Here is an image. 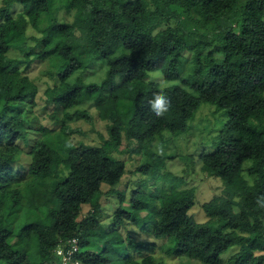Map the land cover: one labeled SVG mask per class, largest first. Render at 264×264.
<instances>
[{"label": "trees", "instance_id": "obj_1", "mask_svg": "<svg viewBox=\"0 0 264 264\" xmlns=\"http://www.w3.org/2000/svg\"><path fill=\"white\" fill-rule=\"evenodd\" d=\"M15 2L23 11L14 13ZM53 3L5 0L0 6L1 264H48L57 245L73 237L79 239L83 264H166L155 256V241L103 228L102 205L95 200L104 183L118 197L115 226L131 222L165 239L159 248L169 256L202 264H264V208L256 205L264 196V0H69L66 11L75 12L73 20L54 19L34 45L27 44L28 28L40 30ZM13 48L24 57L8 56ZM187 51L194 53L196 68L185 78L181 66ZM86 55L108 63L107 77L101 83L81 78L70 83L85 67ZM35 60L60 67L46 95L64 115L58 119L60 132L42 126L45 136L31 139L26 105L36 104L40 88L23 68ZM152 70L181 79L191 90L145 81ZM161 89L171 107L157 117L148 102ZM87 102L108 123L109 136L100 145L69 138L66 122L91 118L85 109L72 111ZM203 102L225 109L228 118L215 149L200 154L202 170L222 178L224 188L203 203L208 220L198 222L190 213L195 188L166 169L175 156L155 145L164 143L165 131L189 130ZM124 139L135 144L130 152L144 158L135 172L155 183L165 180L166 187L149 189L142 179L129 200L117 189L126 162L111 153L121 151ZM86 204L93 208L83 215ZM235 246L224 261L222 255ZM132 250L150 253L141 259Z\"/></svg>", "mask_w": 264, "mask_h": 264}, {"label": "rangeland", "instance_id": "obj_2", "mask_svg": "<svg viewBox=\"0 0 264 264\" xmlns=\"http://www.w3.org/2000/svg\"><path fill=\"white\" fill-rule=\"evenodd\" d=\"M53 8L50 12H46L42 15L40 22V30H36L33 27H29L27 30V44L34 45L36 43L35 38L43 34L44 30L49 26L54 19L58 21H72L75 12L67 13L66 5L69 0H53ZM5 4V0H0V6ZM23 4L21 2L13 3L12 9L14 13L23 11ZM193 54L191 52H185L183 65L181 66V73L183 77L187 78L195 70L196 63L193 61ZM12 58H23L24 53L18 48L10 50L9 55ZM217 57H223L222 53H217ZM60 67L55 68L53 62L50 60L40 61L35 60L29 69H24L38 85L40 92L36 98V104H27L26 111L30 120V127L32 128L31 139L43 138L45 133L39 130L40 127H46L53 130V134L61 131V119L64 112L58 114L55 111V106L52 103L47 102L46 90L52 87L56 83V73H58ZM109 65L100 56L86 55L85 67L79 69L69 79L70 83H75L78 78H81L85 83H101L108 74ZM145 81H152L158 83L162 88L173 87L176 85H185L181 79H167L162 70L149 71L144 79ZM191 90L190 86H186ZM78 109H85L89 112L91 118H81L74 121L66 122L69 138L78 143L83 141L88 144L100 145L108 138V123L102 120L97 113V110L93 102H87L82 106L73 108L72 111ZM55 114V115H54ZM58 114V115H56ZM227 113L225 109L209 102H203L196 113L193 120L190 121V128L186 132L180 135H174L170 131H165L163 138L165 141L162 144L155 145L156 149L161 153L175 156L167 160L168 171L175 174L182 175L186 179L185 186L194 187L196 190L195 205L190 210V213L195 216L198 222H206L208 216L203 209V203L211 200L214 195L221 194L224 188V182L222 178L217 176H210L204 172L201 168L202 162L199 159L200 154L203 151L211 152L215 149L217 135L224 127L227 121ZM58 119H60L58 121ZM22 155L26 158L25 149L27 145L22 142ZM135 146L134 143L130 144L127 139H124V143L121 146V151H113L111 154L124 160L126 162V174L124 175L121 184L118 186V190L126 191L128 200L131 197L132 190L138 186H141L139 182L142 179L145 183L142 186H146L149 189H154L156 185L160 187H166L168 184L165 180L155 183L150 180L147 175L141 172H135V169L141 164L142 154L137 152H130V148ZM251 161L244 163L245 167H248ZM111 185L103 184V193L97 196V201L102 205V222L103 228L110 231L114 228H119L122 236L127 238L128 236L134 237L138 241H155L158 248L156 249L155 256L158 260H164L166 264H202L200 261L190 259L186 256L177 257L169 256L159 248L166 240L158 239L155 236L141 231V229L131 223L127 222L119 227H116L113 223V215L119 206L117 194L110 193ZM117 187V186H116ZM95 204V203H94ZM93 208V204H86L83 208V215ZM83 215L81 217H83ZM115 233L118 234L116 231ZM238 247H231L226 251L222 258L224 261L237 251ZM134 255L138 258H143L150 252L144 250L143 253H139L136 250H132ZM1 264V262H0Z\"/></svg>", "mask_w": 264, "mask_h": 264}, {"label": "built area", "instance_id": "obj_3", "mask_svg": "<svg viewBox=\"0 0 264 264\" xmlns=\"http://www.w3.org/2000/svg\"><path fill=\"white\" fill-rule=\"evenodd\" d=\"M78 253L79 239L77 237L69 238L57 245L54 249L55 258L48 264H83Z\"/></svg>", "mask_w": 264, "mask_h": 264}, {"label": "clouds", "instance_id": "obj_4", "mask_svg": "<svg viewBox=\"0 0 264 264\" xmlns=\"http://www.w3.org/2000/svg\"><path fill=\"white\" fill-rule=\"evenodd\" d=\"M149 106L152 113L157 117H162L171 107V101L165 94L164 90L161 89L159 92L153 94L151 100H149ZM256 205L259 208H264V196L256 199Z\"/></svg>", "mask_w": 264, "mask_h": 264}]
</instances>
